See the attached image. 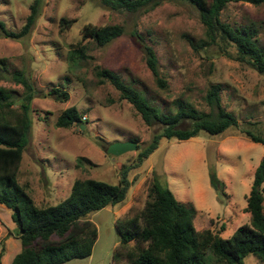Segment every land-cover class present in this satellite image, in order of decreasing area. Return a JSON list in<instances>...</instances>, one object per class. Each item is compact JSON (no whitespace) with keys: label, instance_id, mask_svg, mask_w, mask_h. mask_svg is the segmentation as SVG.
Listing matches in <instances>:
<instances>
[{"label":"rangeland","instance_id":"374dc122","mask_svg":"<svg viewBox=\"0 0 264 264\" xmlns=\"http://www.w3.org/2000/svg\"><path fill=\"white\" fill-rule=\"evenodd\" d=\"M31 2L0 0V20L9 30H20ZM61 18L73 21L61 28ZM219 18L232 27H251L258 43L264 45V4L229 2ZM86 23L118 24L123 33L104 46L85 41V57L70 67L69 44L80 40ZM207 40L198 10L184 0H158L135 12L109 9L100 0H43L40 15L27 36L11 39L0 35V85L11 91L12 108L20 111L24 90L12 79L13 71L23 70L35 89L30 138L16 175L34 203L39 207L59 203L78 178L116 184L122 167H129L131 184L124 201L90 212L78 222L79 226L89 221L97 228L91 255L64 264H126L125 252L134 242L119 246L115 221L142 211L155 174L178 201L194 204L196 230L210 229L227 238L249 222L246 196L264 145L252 142L242 132L264 136V74L245 60L236 59L232 45L217 39L205 46ZM200 43L204 47H199ZM144 44L156 53L159 73L166 81L164 87L157 84L146 65ZM97 66L117 73L151 104L173 113L177 99L209 111L205 93L211 84L219 83L221 104L235 115L238 125L220 135L200 131L186 140L162 138L158 147L137 163L138 152L161 125L145 124L118 90L108 81H100L95 74ZM53 88L68 92V99L56 98ZM72 106L81 114L83 128L56 126L57 116ZM131 138L137 139L138 149L120 155L106 153L109 144ZM209 167L223 182V192L210 184ZM0 216L4 220L0 225V264H10L21 249L20 241L4 242L2 233L15 232V225L10 210L1 203ZM57 240L52 236L49 242ZM115 250L119 253L116 260ZM242 264L262 263L248 255Z\"/></svg>","mask_w":264,"mask_h":264},{"label":"trees","instance_id":"16d2710c","mask_svg":"<svg viewBox=\"0 0 264 264\" xmlns=\"http://www.w3.org/2000/svg\"><path fill=\"white\" fill-rule=\"evenodd\" d=\"M114 10L135 12L158 0H100ZM193 5L205 27L207 42L217 39L232 45L236 59L245 60L258 73L264 74V45H260L251 27H232L222 22L220 12L229 2L264 4V0H184ZM43 0H32L29 13L20 30H9L0 20V35L11 39L27 36L40 15ZM73 20L60 19V27H68ZM123 33L121 25L86 23L80 31V40L69 44L68 62L70 67L80 63L85 57V41L96 46H104ZM142 41V37L135 33ZM192 46H195L191 42ZM199 47H204L200 43ZM146 65L151 70L160 87L166 81L159 73L154 49L143 45ZM95 74L108 81L118 90L121 99L129 102L147 125L160 124V131L153 134L149 143L137 154V163L147 158L159 145L162 138L186 140L205 131L210 135H220L229 127L238 125L235 115L221 104V85L213 83L207 89L204 100L209 111L197 109L192 103L175 100V112L151 104L150 100L131 84L126 83L117 73L97 66ZM12 79L23 86L20 111L12 106L11 91L0 85V203L10 210V218L15 225V238L21 249L10 264H64L72 259H82L91 255L97 239V228L89 221L80 219L88 213L105 206L120 204L126 198L131 184L128 166L120 170L116 184L93 178L75 179L70 192L55 205L37 206L16 180L22 153L29 142L31 133L30 106L35 89L23 70L12 72ZM56 98L66 101L68 92L60 88L51 89ZM82 116L75 107L64 109L55 121L56 126L68 128L80 126ZM252 142L264 145V136L249 130L242 132ZM137 142L136 138H131ZM138 144V143H137ZM139 146H137V149ZM209 172L210 184L216 191L223 192L221 182L212 167ZM264 151L253 173V179L246 196L245 210L249 213L248 223L241 224L227 238L210 229L196 230L193 220L197 210L193 203L178 201L166 183L155 174L148 187L147 201L138 215L117 219L115 227L119 236V246L129 242L134 245L125 252L126 264H242L246 256H255L264 264ZM52 236L59 240L49 242ZM1 255V253H0ZM119 256L115 250L113 258Z\"/></svg>","mask_w":264,"mask_h":264},{"label":"water","instance_id":"95a60500","mask_svg":"<svg viewBox=\"0 0 264 264\" xmlns=\"http://www.w3.org/2000/svg\"><path fill=\"white\" fill-rule=\"evenodd\" d=\"M81 128H83V125H81ZM137 146H138L137 142L133 140H128L125 142H115L109 144L105 151L106 153L111 155H120L128 151L136 150Z\"/></svg>","mask_w":264,"mask_h":264},{"label":"crops","instance_id":"0c3cea01","mask_svg":"<svg viewBox=\"0 0 264 264\" xmlns=\"http://www.w3.org/2000/svg\"><path fill=\"white\" fill-rule=\"evenodd\" d=\"M0 219H1V222L4 221L1 216H0ZM1 222H0V225H1ZM0 234H1V232H0ZM1 236H2V238H4L5 243L7 242L8 239L11 242H13L12 240H19V239L15 238L14 232L11 233L10 231H7V230L5 232H3Z\"/></svg>","mask_w":264,"mask_h":264},{"label":"built area","instance_id":"2783aa9c","mask_svg":"<svg viewBox=\"0 0 264 264\" xmlns=\"http://www.w3.org/2000/svg\"><path fill=\"white\" fill-rule=\"evenodd\" d=\"M0 222H1V219H0Z\"/></svg>","mask_w":264,"mask_h":264}]
</instances>
